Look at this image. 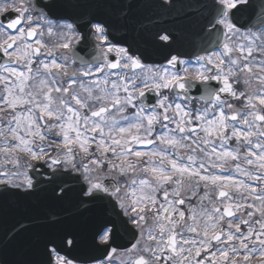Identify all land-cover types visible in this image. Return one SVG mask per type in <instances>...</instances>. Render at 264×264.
<instances>
[{"label": "snow or ice", "instance_id": "snow-or-ice-1", "mask_svg": "<svg viewBox=\"0 0 264 264\" xmlns=\"http://www.w3.org/2000/svg\"><path fill=\"white\" fill-rule=\"evenodd\" d=\"M146 3L174 14L147 33L160 63L110 43L103 19L88 18L87 33L50 19L77 3L0 0V184L63 200L74 182L79 203L101 209L90 240L100 255L70 258L80 239L65 228L43 264H264V9L249 26L238 23L249 0ZM93 6L122 21L132 11ZM189 27L201 45L184 59ZM121 230L134 241L123 257Z\"/></svg>", "mask_w": 264, "mask_h": 264}, {"label": "water", "instance_id": "water-1", "mask_svg": "<svg viewBox=\"0 0 264 264\" xmlns=\"http://www.w3.org/2000/svg\"><path fill=\"white\" fill-rule=\"evenodd\" d=\"M42 0H37L41 3ZM62 4L77 3L76 7H63L54 9L50 18L55 20L71 21L77 25L80 32L87 33L89 29L84 28L83 24L92 16L107 21L112 26V35L109 39L113 43L128 41L135 46L146 50L148 58L146 63H160L162 53L160 50L152 48L147 42V33L153 30L152 20H157L164 24L173 22V15L162 13L157 9H152L146 3V0H127L131 5L132 11L129 14V20L122 21L119 16V10L114 7H95L96 0H58ZM126 0H118L119 4ZM261 3L257 0H249V4L243 8V17L241 13L238 23L243 25L256 23L258 19L257 12H261ZM176 20L183 22L182 17H176ZM141 25L143 27H141ZM93 40L89 41L85 51L91 50ZM201 37L196 27L186 29V39L181 49L182 58H194L199 52ZM85 54V52H81ZM175 54V53H174ZM198 96L199 93H196ZM73 191L69 192L63 200H57L47 186H42L32 193L31 196L24 197L17 195L14 191H5V187H0V260L7 264H43L48 260L44 245L48 240H56L65 228H72L79 234L80 245L75 249H70L66 254L71 257L85 258L97 256L98 250L91 246L90 240L95 228L102 220L101 209L97 205H88L87 207L79 203L78 192L75 191L77 184L70 185ZM18 202L19 210H23L22 204H28L30 222L17 219L13 214ZM33 210V211H32ZM53 219L55 223H52ZM23 230L16 235L15 239L5 240L7 233L20 229ZM26 233H25V231ZM129 233L121 230L116 236V243L126 242ZM120 245L122 249L129 247ZM54 245H49L51 248ZM62 254H65L62 252Z\"/></svg>", "mask_w": 264, "mask_h": 264}, {"label": "flooded vegetation", "instance_id": "flooded-vegetation-1", "mask_svg": "<svg viewBox=\"0 0 264 264\" xmlns=\"http://www.w3.org/2000/svg\"><path fill=\"white\" fill-rule=\"evenodd\" d=\"M11 15L15 16V13H12ZM38 171L43 172L44 170H43V169H39ZM29 174H30L31 176H36V173H34V172H30ZM0 185H2V184H0ZM11 189H13V188H11ZM78 189H79V186H78ZM13 190H17V189H13ZM17 191H22V190H17ZM17 205H18V204H16V207H17ZM15 214H16L17 217H18V215H19L18 211H16ZM21 215H22L23 219H24L25 217H26V219L29 218V213L26 212V211H22ZM118 253L121 255V257H123V256L125 255V254L123 253V251H119V250H118ZM251 264H261L260 258L257 257V258H255V259H253L252 262H251Z\"/></svg>", "mask_w": 264, "mask_h": 264}]
</instances>
